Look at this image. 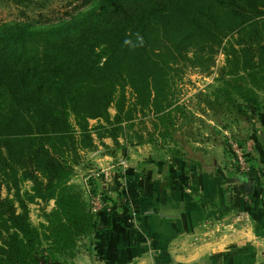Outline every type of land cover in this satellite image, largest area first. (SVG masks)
Segmentation results:
<instances>
[{"label": "trees", "instance_id": "trees-1", "mask_svg": "<svg viewBox=\"0 0 264 264\" xmlns=\"http://www.w3.org/2000/svg\"><path fill=\"white\" fill-rule=\"evenodd\" d=\"M90 1L54 22L0 26V264L73 255L95 224L72 183L82 153L95 138L117 142L138 108L175 126L165 102L178 65L209 70L224 53L212 108L243 118L264 108V0ZM138 190L130 180L133 205ZM51 202L34 224L31 205Z\"/></svg>", "mask_w": 264, "mask_h": 264}, {"label": "crops", "instance_id": "crops-1", "mask_svg": "<svg viewBox=\"0 0 264 264\" xmlns=\"http://www.w3.org/2000/svg\"><path fill=\"white\" fill-rule=\"evenodd\" d=\"M258 117L248 130L246 168L88 155L91 169L127 164L112 182L87 181V205L93 192L109 206L73 255L55 264H264V108ZM130 180L139 184L133 212L125 203Z\"/></svg>", "mask_w": 264, "mask_h": 264}, {"label": "rangeland", "instance_id": "rangeland-1", "mask_svg": "<svg viewBox=\"0 0 264 264\" xmlns=\"http://www.w3.org/2000/svg\"><path fill=\"white\" fill-rule=\"evenodd\" d=\"M91 2L90 0H28L16 3L13 0H0V26L28 21L54 22L63 16L86 12L92 7ZM225 59L224 53H218L215 64L209 70L186 63L183 66L178 65L176 70L170 72L168 79L170 87L165 102L168 106L165 113L176 117L173 119L175 126L166 125L157 120L153 112L138 108L137 118L131 122L134 126L130 128V124L125 122L124 131H120L125 135L120 134L117 142L109 135L103 139L95 138L96 146L82 153V159L75 169L72 180V183L81 188L83 197L84 186L87 181H91L87 178L92 168L88 155L97 153L120 157L145 155L146 158L151 155L170 162L183 161L188 167L194 168L205 164L216 168L217 162V167L223 169L229 167L234 169L239 163L237 155H250L248 140L245 139L250 128L254 131L252 126L256 123L259 114L252 115V119L249 116L243 118L238 115H228L225 111H215L212 108L213 104L209 103V100H214V95L221 86L220 69L225 65ZM127 94L130 98V89L127 90ZM259 97L262 100L261 92ZM115 113V107L112 106L111 116L113 117ZM90 123L92 126L98 124L96 120ZM29 186L27 183L25 189ZM53 207L54 202L32 204L33 223L37 225L43 222L44 212L50 211Z\"/></svg>", "mask_w": 264, "mask_h": 264}, {"label": "built area", "instance_id": "built-area-1", "mask_svg": "<svg viewBox=\"0 0 264 264\" xmlns=\"http://www.w3.org/2000/svg\"><path fill=\"white\" fill-rule=\"evenodd\" d=\"M235 148L238 149V147H235ZM237 157L239 160V163H238V165H240L239 167L246 168V165H247L246 156L245 155H237ZM118 166H117L118 171L122 170L126 166L125 159L119 160ZM116 171L117 170H114V169L113 170H105V169L96 170L93 168V169H90L89 176L87 178L88 179L93 178L96 181H97V179H99V180H103L105 182H112L114 175L118 172V171L117 172ZM125 203L127 204L129 211L133 212L134 206H133L132 202L127 198V199H125ZM108 206L109 205H108L107 200H105L101 194L91 192V199H90L89 208L94 215L98 214L102 210L106 209Z\"/></svg>", "mask_w": 264, "mask_h": 264}]
</instances>
